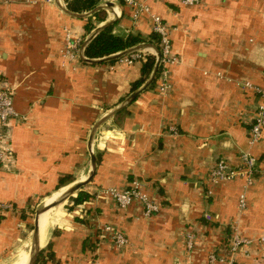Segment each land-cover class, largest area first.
<instances>
[{"label": "crops", "instance_id": "1", "mask_svg": "<svg viewBox=\"0 0 264 264\" xmlns=\"http://www.w3.org/2000/svg\"><path fill=\"white\" fill-rule=\"evenodd\" d=\"M138 1L170 28L171 51L179 58L169 67L171 89L158 93L156 75L95 130L96 171L80 189L89 196L49 208L43 228L39 216L42 264H209L211 251L226 249L238 217L244 179L221 182L208 195L207 174L218 159L239 166L248 148L250 123L262 99L246 83L264 88V0H201L191 6ZM115 4L101 9L105 18L94 21V28L114 20L115 34H153L146 13L133 22L131 8ZM63 8L69 10L64 0L0 2V78L20 114L8 128L0 127V149L7 154L0 165V201L17 209L0 217V264L29 253L15 250L30 210L87 178L93 125L150 75L133 90L144 61H84L82 56L90 58L85 47L81 56V49L94 29L85 30L91 14L76 17ZM65 29L80 42L74 61L62 56ZM145 50L156 58L153 48ZM252 151L263 163L264 129ZM65 175L73 181L55 190ZM133 178L159 203L156 213L145 216L137 204L120 209L103 192L124 188ZM246 197L239 230L255 237L264 232V177L247 188ZM104 223L120 228L128 245L116 248L98 240L97 227ZM188 230L195 234L191 251L185 247ZM234 264H264V245L241 247Z\"/></svg>", "mask_w": 264, "mask_h": 264}, {"label": "built area", "instance_id": "2", "mask_svg": "<svg viewBox=\"0 0 264 264\" xmlns=\"http://www.w3.org/2000/svg\"><path fill=\"white\" fill-rule=\"evenodd\" d=\"M12 0H0L1 3H9ZM113 3L122 2L124 5L131 8V19L136 21L141 13H146L151 19V29L160 42L159 50L161 52L160 66L157 73L156 89L160 94H167L171 89V82L169 80L170 65L179 62V58L171 51L170 28L167 23L156 13H153L149 6L138 0H104ZM181 5L191 6L200 3L201 0H175ZM79 40L72 37L71 32L65 29V44L62 49V56L67 61H74L77 59V52L79 50ZM145 49H141L118 58L120 62L133 64L137 60H145ZM246 86L256 90L262 101L258 104L250 123L248 131V148L242 152V163L239 166H233L225 159H218L207 174V194H212V187L215 185L233 180L237 177L244 179L243 189L239 192L237 199V216H241L247 208L246 190L255 182L264 177V162L260 163L258 158L253 154L252 147L255 145L264 129V88L254 87L249 83ZM20 118V114L14 107L12 92L8 85L0 78V127L2 129L8 128L9 124ZM172 133H177L174 127L170 128ZM6 152L0 149V165L6 158ZM106 195H109L120 209H126L130 205L137 204L142 209L145 216H150L156 213L160 205L150 195L146 189L145 184L139 178H133L124 188L108 187L103 190ZM17 209L10 202L0 201V215L7 211H16ZM209 217V216H208ZM235 218L231 222V231L227 238V247L224 250L215 249L208 254L209 264H234L236 253L241 247H248L254 243L264 245V232L255 236L249 237L243 235L239 230V219ZM96 237L98 240L106 239L116 248H124L128 245V238L125 233L117 226L111 223H104L97 227ZM195 243V234L188 230L185 233V247L187 251L193 249Z\"/></svg>", "mask_w": 264, "mask_h": 264}, {"label": "water", "instance_id": "3", "mask_svg": "<svg viewBox=\"0 0 264 264\" xmlns=\"http://www.w3.org/2000/svg\"><path fill=\"white\" fill-rule=\"evenodd\" d=\"M107 7H115L116 8L117 6L113 2L104 1L101 4L97 5L95 8H93V9H91L85 13H76V12H71V11L67 10L66 8H63V9L65 12H67L73 16L85 17L87 15L94 13L95 11H97L99 9L107 8ZM113 23H114V20L106 21L103 24L97 26L96 28H94L92 30L90 35H88L83 41V45H82V49H81V56L83 54V48L86 46V44L97 33H99L102 29H104L106 26L111 25ZM149 47L153 48L156 51V60H155V63L153 65V68L150 72V75L148 76L146 81L139 88H137L135 91L130 93L122 102H120L115 107L111 108L108 112H106L98 121L95 122V124L93 125V127L91 129V132L89 134V139H88V147H89V154H90V172H89V175L87 176V178L85 180L75 182L74 184L69 186L58 199H56L50 203H43L39 208L36 209L34 222H33L32 240H31V246H30V250H29L28 264H35L36 263L38 253L41 249L40 242H39V225H38L39 214L48 210L49 208H51L53 206H56V205L62 203L65 199H67L69 196L73 195L76 191L82 189L86 184H88L91 181V179H92V177L96 171V167H97L96 157H95V154H94L93 149L91 147V141H92L95 130L103 122H105L107 119L112 117L116 112H118L126 104H128L132 100H134L139 93L144 91L146 88H148L152 84V82L154 81V79L158 73V70H159L161 52L157 46H155L151 43L142 42V43L130 46L128 48H125L124 50H121V51H118V52H115V53H112V54H109V55H106L103 57H99V58H83V56H82V59L86 62L99 63V62H105V61H111L114 59H118L120 57H123L125 55L130 54V53H133L135 51L145 49V48H149Z\"/></svg>", "mask_w": 264, "mask_h": 264}, {"label": "trees", "instance_id": "4", "mask_svg": "<svg viewBox=\"0 0 264 264\" xmlns=\"http://www.w3.org/2000/svg\"><path fill=\"white\" fill-rule=\"evenodd\" d=\"M66 6L69 10L74 12H85L89 11L99 4L100 0H64ZM105 18V13L103 10L99 9L92 13L90 16L86 18L85 30L86 32H90L94 28V21H101ZM113 25H108L104 29H102L99 33H97L85 46L84 53L87 57L90 58H98L103 57L121 50L133 46L135 44L141 42H150L154 43L158 48L160 47V42L158 36L153 32L148 38H143L140 34H115L112 32ZM155 55L146 53L145 60L143 62V66L141 68L142 77L133 83L132 89H136L148 76L150 73L154 63H155ZM160 70V69H159ZM119 113V112H118ZM118 116V114L116 115ZM100 156L97 155V159ZM73 181L72 177L69 175H65L59 178L57 186L55 190H58L62 186L67 183ZM88 193L82 190H78L76 196H70L71 200L74 204L81 203L88 197ZM2 215H0L1 217ZM21 218L25 219L26 214L24 212L21 213ZM42 250L39 251L36 264H42Z\"/></svg>", "mask_w": 264, "mask_h": 264}, {"label": "rangeland", "instance_id": "5", "mask_svg": "<svg viewBox=\"0 0 264 264\" xmlns=\"http://www.w3.org/2000/svg\"><path fill=\"white\" fill-rule=\"evenodd\" d=\"M78 191H76L73 195L71 196H76ZM71 201V197L69 196L67 199H65L62 203L60 204H65L64 206L65 207H68V204L69 202ZM44 203V201L38 203L36 206H34L28 216H29V219H28V225L24 227L25 229V235H24V238H22L23 240L21 242H19L17 248H16V252H18L19 249H25V250H30V246H31V240H32V229H33V222H34V217H35V212H36V209L39 208L42 204ZM58 204V205H60ZM56 205V206H58ZM54 207V206H53ZM46 212L47 210L44 212V217L46 216ZM27 216V215H26ZM46 218V217H45ZM17 259V258H16ZM15 260V259H14ZM12 260V261H14ZM11 261V262H12ZM11 262H9L8 264H10ZM36 264V263H35Z\"/></svg>", "mask_w": 264, "mask_h": 264}, {"label": "bare ground", "instance_id": "6", "mask_svg": "<svg viewBox=\"0 0 264 264\" xmlns=\"http://www.w3.org/2000/svg\"><path fill=\"white\" fill-rule=\"evenodd\" d=\"M67 188L59 191L58 194H56L55 196H53V197L49 198L48 200L44 201V203H50V202L58 199ZM40 214H39V216H40L41 223H42V228H43L44 227V219H45L44 218V215H43L44 212L41 215ZM39 216H38V225H39ZM39 242H40V245H41V233H40V229H39ZM28 259H29V253H27L25 256L21 257L19 260L15 261L13 264H28V261H29Z\"/></svg>", "mask_w": 264, "mask_h": 264}]
</instances>
